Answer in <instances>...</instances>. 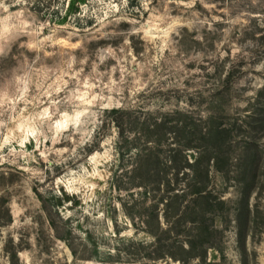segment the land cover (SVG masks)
<instances>
[{"label":"rangeland","instance_id":"1","mask_svg":"<svg viewBox=\"0 0 264 264\" xmlns=\"http://www.w3.org/2000/svg\"><path fill=\"white\" fill-rule=\"evenodd\" d=\"M0 264H264V0H0Z\"/></svg>","mask_w":264,"mask_h":264}]
</instances>
